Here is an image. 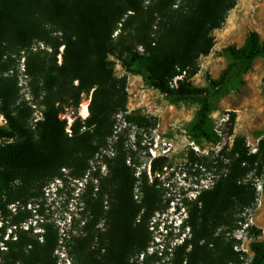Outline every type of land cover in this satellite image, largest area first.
I'll list each match as a JSON object with an SVG mask.
<instances>
[{"label":"rangeland","instance_id":"obj_1","mask_svg":"<svg viewBox=\"0 0 264 264\" xmlns=\"http://www.w3.org/2000/svg\"><path fill=\"white\" fill-rule=\"evenodd\" d=\"M195 1L143 0V11L113 32L115 51L109 59L114 67V84L123 90L124 104L112 118L106 145L90 160L85 172L77 174L62 168L43 181L22 186L15 182L7 187L5 198L9 203L0 215V264L19 236L36 246L45 237L56 240L43 264H83L90 250L99 251V245L107 244L108 232L115 227L111 211L118 194L111 171L116 166L122 169L123 177L134 182L135 203L141 202L143 189L149 190L156 201V210L141 227L148 241L147 254H134L131 260L140 263L148 256L146 264H164L171 249L189 236V216L196 208L197 196L212 187L234 137L244 136L251 151L256 150L258 140L264 137V56L255 58L216 96L207 120L210 136L201 139H194L189 132L198 104H171L139 75L127 73L122 66L129 50H165L175 17L190 13ZM47 29L44 39L6 53L0 69V84L11 93L9 110L19 116L34 138L36 122L49 103L58 107L65 132L67 127L72 132L77 122L83 131L90 113L92 90L78 94L77 80L60 70L68 35L58 25H47ZM249 31H256L264 40V0L235 2L224 22L213 30L210 51L198 58L192 85L205 87L209 79L217 78L231 62L225 48L241 47ZM82 104L86 105V115ZM262 180L264 175L255 180V198L250 206L234 207L226 220L210 227L215 236L224 235L225 242L239 253L234 264H248L252 245L264 239ZM88 234L93 237L91 243L81 250L80 239Z\"/></svg>","mask_w":264,"mask_h":264},{"label":"trees","instance_id":"obj_2","mask_svg":"<svg viewBox=\"0 0 264 264\" xmlns=\"http://www.w3.org/2000/svg\"><path fill=\"white\" fill-rule=\"evenodd\" d=\"M236 1L196 0L190 13L175 17L165 50H129L122 60L127 73L139 75L171 104L199 105L189 129L194 139L209 138L207 120L216 96L255 58L264 56V40H260L256 31H249L241 47L225 48L231 62L217 78L209 79L205 87L192 85L190 79L197 72L198 58L210 51L213 30L224 22ZM142 11L143 0H0V69L6 53L44 39L47 25H58L68 35L60 66L62 74L77 80L78 94L92 90L90 113L83 131L77 122L68 136L58 107L49 103L42 119L36 122L34 138L19 116L10 112L11 93L6 85L0 84L2 113L7 122L6 126H0V215L9 203L5 191L12 183L22 186L43 181L62 168L77 174L85 172L90 160L104 149L112 118L124 104L123 90L114 84V67L109 59L115 51L112 34L129 17ZM50 80L54 83L55 77ZM226 159L212 187L201 190L197 196L196 208L189 216V236L171 249L164 264L237 261L239 253L225 242L224 235L215 236L210 227L226 220L234 207H247L253 202L255 180L264 175V137L252 152L245 137L236 135ZM111 178L118 194L111 211L115 227L108 232L107 244L98 247L103 253L90 250L83 264H146L148 256L140 263L131 257L147 254L148 241L141 227L156 210V201L149 190L143 189L141 202L135 203L134 182L123 177L117 166L111 171ZM261 187L264 190V180ZM92 238L88 234L80 239L78 248H88ZM35 244L19 236L2 257L3 264H43L54 250L56 240L45 237L41 245ZM251 251L253 256L248 264H264V239L254 243Z\"/></svg>","mask_w":264,"mask_h":264},{"label":"built area","instance_id":"obj_3","mask_svg":"<svg viewBox=\"0 0 264 264\" xmlns=\"http://www.w3.org/2000/svg\"><path fill=\"white\" fill-rule=\"evenodd\" d=\"M2 122L6 123V119L4 118V116L2 114H0V123L2 124ZM66 132L70 135L71 130L69 127L66 128Z\"/></svg>","mask_w":264,"mask_h":264},{"label":"bare ground","instance_id":"obj_4","mask_svg":"<svg viewBox=\"0 0 264 264\" xmlns=\"http://www.w3.org/2000/svg\"><path fill=\"white\" fill-rule=\"evenodd\" d=\"M81 107H82V112H83V114L86 115V114H87V108H86V105H85V104H82Z\"/></svg>","mask_w":264,"mask_h":264}]
</instances>
